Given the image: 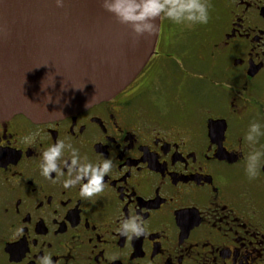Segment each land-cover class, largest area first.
<instances>
[{"label":"flooded vegetation","instance_id":"flooded-vegetation-1","mask_svg":"<svg viewBox=\"0 0 264 264\" xmlns=\"http://www.w3.org/2000/svg\"><path fill=\"white\" fill-rule=\"evenodd\" d=\"M208 3L206 40L198 23L161 19L148 64L109 101L0 122V264H264V155L245 172L264 153V0ZM57 139L81 162L111 158L102 192L81 198L79 183L40 174ZM130 216L143 235L117 231Z\"/></svg>","mask_w":264,"mask_h":264},{"label":"water","instance_id":"water-1","mask_svg":"<svg viewBox=\"0 0 264 264\" xmlns=\"http://www.w3.org/2000/svg\"><path fill=\"white\" fill-rule=\"evenodd\" d=\"M155 23L137 38L101 0H0V122L59 121L114 98L154 54Z\"/></svg>","mask_w":264,"mask_h":264},{"label":"clouds","instance_id":"clouds-1","mask_svg":"<svg viewBox=\"0 0 264 264\" xmlns=\"http://www.w3.org/2000/svg\"><path fill=\"white\" fill-rule=\"evenodd\" d=\"M58 8L64 6V0H55ZM101 7L115 19L130 27L135 37L151 35L157 30L155 21L167 18L173 23L180 24L190 22L193 24H206L209 19L208 10L210 4L208 0H101ZM62 113H60V116ZM261 125L251 123L249 132L245 139L255 142L261 135ZM69 149L67 159H60L63 150ZM264 153L254 151L247 156L245 172L248 177L254 178L257 174V164ZM41 163L39 165L40 174L45 178H51V173L56 172L57 177L65 176L62 187L68 189L80 184L79 196L89 198L103 191L104 176L110 174L112 170L111 158H105L99 163H91L84 157V162L78 157V150L72 148L71 144H65L63 140L57 139L55 143L49 144L40 153ZM59 161V163H58ZM67 169V173L64 169ZM139 218L130 216L122 221L117 231L121 235H134L139 237L145 232L144 227L138 222ZM40 264H53L50 256L41 258Z\"/></svg>","mask_w":264,"mask_h":264},{"label":"rangeland","instance_id":"rangeland-1","mask_svg":"<svg viewBox=\"0 0 264 264\" xmlns=\"http://www.w3.org/2000/svg\"><path fill=\"white\" fill-rule=\"evenodd\" d=\"M180 24H182V23H180ZM180 24L178 26V30H181L182 31V27L180 26ZM199 26L200 27L197 28V31L196 32L201 37L199 36L198 38H200L202 40H206L207 39V36L205 35V33H206V30H207L208 26H206V24H200ZM193 33H195V32H193ZM197 66H201V65L200 64H197ZM187 99L190 100L194 104L196 102V94L193 93V94L189 95Z\"/></svg>","mask_w":264,"mask_h":264}]
</instances>
